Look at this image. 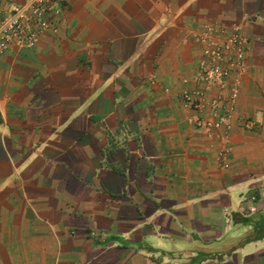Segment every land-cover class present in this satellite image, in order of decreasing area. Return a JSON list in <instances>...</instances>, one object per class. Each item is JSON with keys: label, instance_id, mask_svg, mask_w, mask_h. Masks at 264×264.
<instances>
[{"label": "crops", "instance_id": "obj_1", "mask_svg": "<svg viewBox=\"0 0 264 264\" xmlns=\"http://www.w3.org/2000/svg\"><path fill=\"white\" fill-rule=\"evenodd\" d=\"M54 19L0 54V264H264V0H66ZM213 26L248 64L224 155L184 102Z\"/></svg>", "mask_w": 264, "mask_h": 264}, {"label": "built area", "instance_id": "obj_2", "mask_svg": "<svg viewBox=\"0 0 264 264\" xmlns=\"http://www.w3.org/2000/svg\"><path fill=\"white\" fill-rule=\"evenodd\" d=\"M65 2L29 0L23 7L11 11L4 26L0 27V38L7 39L0 54L11 42L32 46L40 34L50 30L56 33L54 18L63 14ZM49 19L54 21L50 23ZM243 40V34L237 29L228 33L221 27H209L204 36L199 37L203 60L197 78L201 81L202 89L199 87L198 90L186 91L184 94L186 108L194 109L198 114L199 127L214 132L222 131L223 139L229 137V121L232 120L230 110H234L237 105L241 76L247 71ZM210 88L216 91L218 97H208L210 94L207 91ZM228 107L230 110L225 114ZM248 128H252V121Z\"/></svg>", "mask_w": 264, "mask_h": 264}, {"label": "rangeland", "instance_id": "obj_3", "mask_svg": "<svg viewBox=\"0 0 264 264\" xmlns=\"http://www.w3.org/2000/svg\"><path fill=\"white\" fill-rule=\"evenodd\" d=\"M12 12L11 11H6V10H4V9H2L1 7H0V27H2V26H4L3 24H4V22H5V20H6V18H8L9 17V15L11 14ZM6 38H5V40H3V38H0V49L2 48V47H4V45H5V43H6ZM199 73H200V71H199ZM199 75V74H198ZM198 75H197V77H198ZM200 79H196V89L198 90L199 89V87H201V89H202V85L200 86ZM213 87V86H212ZM211 87V88H212ZM210 88V90H208L207 92H209V94H210V96H208L209 98L211 97V98H215V97H218L217 96V93H215L216 91L215 90H212ZM214 88V87H213ZM206 91V90H205ZM239 96H240V94H239ZM210 98V99H211ZM239 100V99H238ZM239 119H241L240 117H239ZM243 120H245V126H246V128L249 130L250 128H248V124L250 123V121H252V120H246L247 118H242ZM244 126V125H243ZM223 130V129H222ZM215 133H217L218 134V138H219V142L221 141V145H222V152H223V155H224V144H225V140L226 139H223V137L221 136V134H222V131H216Z\"/></svg>", "mask_w": 264, "mask_h": 264}]
</instances>
